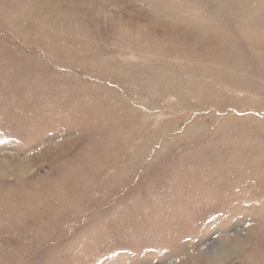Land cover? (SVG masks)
I'll return each instance as SVG.
<instances>
[{
	"label": "rangeland",
	"instance_id": "1",
	"mask_svg": "<svg viewBox=\"0 0 264 264\" xmlns=\"http://www.w3.org/2000/svg\"><path fill=\"white\" fill-rule=\"evenodd\" d=\"M0 264H264V0H0Z\"/></svg>",
	"mask_w": 264,
	"mask_h": 264
}]
</instances>
